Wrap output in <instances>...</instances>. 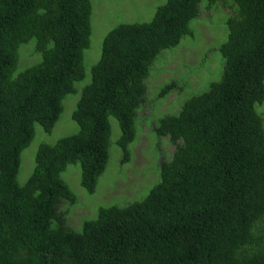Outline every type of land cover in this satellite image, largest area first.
Returning <instances> with one entry per match:
<instances>
[{"label": "trees", "instance_id": "16d2710c", "mask_svg": "<svg viewBox=\"0 0 264 264\" xmlns=\"http://www.w3.org/2000/svg\"><path fill=\"white\" fill-rule=\"evenodd\" d=\"M202 12L225 18L219 79L153 124L174 147L169 158L157 151L159 182L73 231L60 207L76 196L61 174L79 164L81 187L95 192L111 118L121 164L130 160L145 81L163 51L193 36L189 25ZM91 13L90 0H0V264H264V0H167L149 22L110 30L71 115L77 132L41 143L18 184L36 126L50 134L84 79ZM31 40L40 61L14 75ZM174 89L183 86L174 80L157 97Z\"/></svg>", "mask_w": 264, "mask_h": 264}, {"label": "rangeland", "instance_id": "374dc122", "mask_svg": "<svg viewBox=\"0 0 264 264\" xmlns=\"http://www.w3.org/2000/svg\"><path fill=\"white\" fill-rule=\"evenodd\" d=\"M166 1L90 0L91 35L89 47L83 54L84 79L74 83L75 94H69L64 98L63 111L50 134L44 133L39 125L36 126L34 141L21 154V164L17 175L18 184H25L30 177L34 168V156L41 143L54 144L58 139L77 132L78 126L71 115L76 108L82 89L90 83V70L100 58L105 35L121 23L149 22L158 7ZM224 22L222 13L202 12V18H196L189 25L194 32L193 36L184 37L173 51H163L161 58L155 61L145 81L146 101L137 113L136 137L128 147L130 160L127 163L121 164L123 154L116 145L120 131L117 122L111 118L109 160L105 172L99 178L95 192L88 194L81 187L79 164L68 165L61 174L64 182L76 196L74 205L64 202L60 207V211L65 212L66 224L70 229L80 232L83 223L95 219L101 207L112 205L123 207L133 200L143 199L159 182V169L157 174L153 172L158 150L162 151L161 154L165 158H169L174 147L169 143L168 138H158L152 126L158 123L160 118L177 113L180 105L188 98L207 90L210 82L219 79L222 59L218 47L225 41L227 34ZM18 55L19 61L14 75L40 61L35 51L34 40L22 44ZM174 80L183 86V91L174 89L163 98H158L160 87ZM258 110L264 113V104Z\"/></svg>", "mask_w": 264, "mask_h": 264}]
</instances>
